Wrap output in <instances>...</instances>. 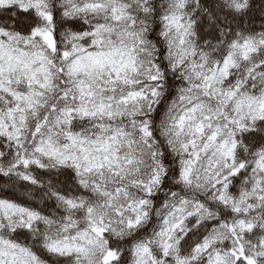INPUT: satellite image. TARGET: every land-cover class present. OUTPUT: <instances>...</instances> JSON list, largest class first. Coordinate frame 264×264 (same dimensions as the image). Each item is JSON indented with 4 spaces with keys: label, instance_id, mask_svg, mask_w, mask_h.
Here are the masks:
<instances>
[{
    "label": "snow or ice",
    "instance_id": "snow-or-ice-1",
    "mask_svg": "<svg viewBox=\"0 0 264 264\" xmlns=\"http://www.w3.org/2000/svg\"><path fill=\"white\" fill-rule=\"evenodd\" d=\"M0 264H264V0H0Z\"/></svg>",
    "mask_w": 264,
    "mask_h": 264
}]
</instances>
